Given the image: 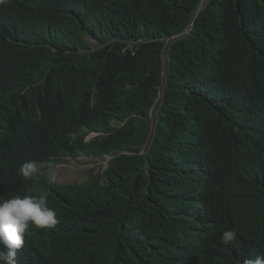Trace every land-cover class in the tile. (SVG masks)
Returning a JSON list of instances; mask_svg holds the SVG:
<instances>
[{
    "label": "trees",
    "instance_id": "1",
    "mask_svg": "<svg viewBox=\"0 0 264 264\" xmlns=\"http://www.w3.org/2000/svg\"><path fill=\"white\" fill-rule=\"evenodd\" d=\"M80 154L111 159L49 182ZM28 160L35 182L17 174ZM14 193L46 194L59 220L30 227L18 264L264 255V0L0 3V198Z\"/></svg>",
    "mask_w": 264,
    "mask_h": 264
},
{
    "label": "clouds",
    "instance_id": "2",
    "mask_svg": "<svg viewBox=\"0 0 264 264\" xmlns=\"http://www.w3.org/2000/svg\"><path fill=\"white\" fill-rule=\"evenodd\" d=\"M3 2L4 0H0V3ZM43 167V163L37 160L24 161L17 174L25 180L35 182L42 174ZM48 180L54 181L51 173ZM58 223L56 212L49 206L46 194L35 196L14 193L8 198H0V246L3 249L0 250V264H18L17 253L24 246L26 235L31 234L30 227L52 229ZM236 237L235 230L224 231L222 242L229 244ZM243 264H264V255H258L254 260H245Z\"/></svg>",
    "mask_w": 264,
    "mask_h": 264
},
{
    "label": "rangeland",
    "instance_id": "3",
    "mask_svg": "<svg viewBox=\"0 0 264 264\" xmlns=\"http://www.w3.org/2000/svg\"><path fill=\"white\" fill-rule=\"evenodd\" d=\"M182 35H186V32ZM93 46L95 43L91 41ZM172 40H167L165 43V49L162 56V66L165 70L168 64V50ZM164 88V84H161L158 98L150 111V134L146 139L145 145L142 147V152L145 150L149 137L153 135L154 126L157 118V110L160 105V95ZM95 135L90 134L86 136V140H90ZM111 158L109 156L92 157L84 154H80L77 157L67 156L61 163L54 167L52 176L54 177V183L58 184H72V183H86L91 181L93 176L101 174L107 167V164Z\"/></svg>",
    "mask_w": 264,
    "mask_h": 264
}]
</instances>
